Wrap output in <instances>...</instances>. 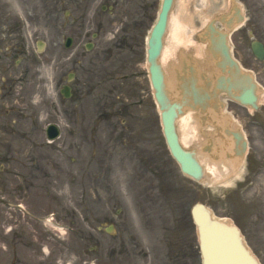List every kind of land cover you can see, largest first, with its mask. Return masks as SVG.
Returning a JSON list of instances; mask_svg holds the SVG:
<instances>
[{
    "label": "rangeland",
    "instance_id": "1",
    "mask_svg": "<svg viewBox=\"0 0 264 264\" xmlns=\"http://www.w3.org/2000/svg\"><path fill=\"white\" fill-rule=\"evenodd\" d=\"M202 1L207 0L193 5L198 23L190 29L194 42L187 44L194 51L202 50L194 45L203 24L202 8H207L208 20L227 2L208 0L209 6ZM160 4L161 0H0V37L10 36L3 47L15 45L23 51L21 59L28 54L23 48L26 40L37 56L29 62L34 77L23 78L25 82L17 77L21 82L10 86L0 103V264H10L12 251L2 236L11 230L27 235L30 247L16 246L22 260L39 264H177L176 259L179 264H201L190 215L193 201L205 202L217 217L237 223L264 264V178L250 191L232 196L236 180L226 187L195 181L180 171L168 151L145 60V38ZM7 23L15 32H6ZM68 36L74 38L70 48L64 44ZM233 41L235 55L245 66L264 72V64L247 54L250 36L244 29L233 34ZM5 63L2 58L0 69ZM134 70L142 76L130 84L115 80L118 73ZM70 73L77 80L72 98L66 100L60 89ZM142 87L147 91L143 106L121 105L127 102L125 95L133 98L134 92L137 97ZM231 109L243 116L236 104ZM53 121L60 123L62 133L49 143L45 130ZM189 131L187 146H198L191 126ZM9 201L24 202L39 215L57 211L56 218L74 231H62L66 243L58 244L42 225L9 208ZM111 224L112 234L106 230ZM44 245L51 254L43 251Z\"/></svg>",
    "mask_w": 264,
    "mask_h": 264
},
{
    "label": "water",
    "instance_id": "2",
    "mask_svg": "<svg viewBox=\"0 0 264 264\" xmlns=\"http://www.w3.org/2000/svg\"><path fill=\"white\" fill-rule=\"evenodd\" d=\"M172 3L173 0L163 1L159 19L149 38L150 77L155 96L162 109L164 132L173 155L185 172L201 178L203 169L197 158L196 150L184 148L179 141L175 125L177 118L189 108L200 109L202 107L200 102L206 98H216L220 93L256 106L255 84L242 73L237 61L231 56L227 34L216 29L211 22L210 32L205 34L216 67L212 74L213 78L204 75L206 86L196 87L195 75H192L190 79L182 75L180 76L181 82L175 90L177 96H174L173 90L167 84L162 64L159 62ZM230 26L231 23H228V27ZM205 89L209 91L206 96ZM201 110L204 111L205 107ZM235 135L239 138L238 133ZM193 217L199 228L204 264H259L255 256L243 244L240 230L235 225L212 219L210 211L203 204L195 205Z\"/></svg>",
    "mask_w": 264,
    "mask_h": 264
},
{
    "label": "bare ground",
    "instance_id": "3",
    "mask_svg": "<svg viewBox=\"0 0 264 264\" xmlns=\"http://www.w3.org/2000/svg\"><path fill=\"white\" fill-rule=\"evenodd\" d=\"M177 0H175L176 2ZM198 0H178L177 5H175V2L171 5L170 11L168 13V18H167V31L164 36V48L162 50V54L160 57V62L162 63V67L165 69V74H166V81L167 78L170 80L175 79V75H179L180 73V68L176 66V69L173 71V65H178L179 59L183 56V53L181 52V46L184 45L188 47L189 42H194L192 39H190V29L194 28V24H197L198 22L196 21L195 15H194V4ZM205 2L206 5H209L210 2L207 1H202ZM233 2L230 3V7L228 8V13L230 14L231 9H233ZM234 4L238 7L237 3L234 2ZM201 7H203L200 4ZM210 6V5H209ZM208 7V6H207ZM241 9V8H240ZM240 9H236V12H238L239 15H241ZM207 8L204 7L202 8V18L203 22L207 19ZM206 13V14H205ZM243 14V11H242ZM227 14L225 15L226 18ZM205 19V20H204ZM203 35H205V32L202 31V35H198L195 40H203L204 38ZM167 36V37H166ZM207 38V37H206ZM176 43V46L178 50L175 51V46L173 43ZM198 44V43H194ZM199 45V44H198ZM175 47V48H173ZM204 48L205 45H204ZM204 48L203 54H204ZM181 49V50H180ZM199 51V50H197ZM168 71V74H167ZM256 99H257V104L256 107L260 104L261 100V95L258 90H256ZM194 111L188 110L184 114L180 115L179 118L177 119L178 125V130L179 134L181 137L182 142L187 145V141L185 142V138H188L190 136L191 131H189V127L191 124H194L197 122V125H200L199 119L196 117ZM228 120L226 119L225 116H222L221 122L226 123ZM181 128V129H180ZM195 131L193 130V137H197V133L200 131L202 132L203 129L194 126ZM181 131V132H180ZM182 133V134H181ZM201 135H199V141L195 140V142H198V145L200 148L205 150L206 152L210 153H205L203 157H200V161L203 163L205 166V175L208 178L209 183H222L227 181L229 178V175L235 170L237 164H238V158H227L225 152L226 147L220 145V150L221 154L219 156V159H215V152L214 149L211 148L210 146L206 145V137L203 136V138L200 140ZM192 138H189L190 140ZM224 139L221 140V143L224 144ZM214 152V154H212Z\"/></svg>",
    "mask_w": 264,
    "mask_h": 264
},
{
    "label": "flooded vegetation",
    "instance_id": "4",
    "mask_svg": "<svg viewBox=\"0 0 264 264\" xmlns=\"http://www.w3.org/2000/svg\"><path fill=\"white\" fill-rule=\"evenodd\" d=\"M245 2L248 4L249 8L251 9L253 16L250 17V22L251 25L250 30L252 31L253 34H259L260 30L259 27L261 26V23L264 22V11L261 14H258L260 11L263 10L264 5L261 0H245ZM259 24V26H258ZM264 26V25H263ZM254 40H260V38H254ZM264 39L260 40L262 42ZM253 41V40H252ZM252 53V52H251ZM253 55V53H252ZM254 56V55H253ZM13 57V52L8 56L9 59L6 58V60L9 62L10 58ZM21 70L23 72L26 71L27 73V78L30 77V70L31 67L29 64H23L21 67ZM259 79L264 82V72H261L258 70V75ZM5 83H8L7 81ZM3 87L6 85L3 83ZM261 118L264 119V112L261 115ZM253 142H256L257 140L255 138L252 139ZM264 160V154H258L257 152L249 154L247 158V172L246 176L244 178V181H250V178L252 177L253 173L255 172L256 169L260 167V163L263 162Z\"/></svg>",
    "mask_w": 264,
    "mask_h": 264
}]
</instances>
